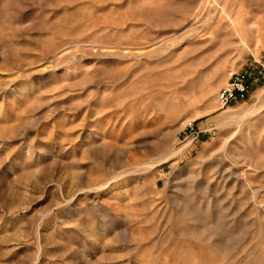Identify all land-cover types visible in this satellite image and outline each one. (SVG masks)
<instances>
[{"label":"rangeland","instance_id":"rangeland-1","mask_svg":"<svg viewBox=\"0 0 264 264\" xmlns=\"http://www.w3.org/2000/svg\"><path fill=\"white\" fill-rule=\"evenodd\" d=\"M0 264H264V0H0Z\"/></svg>","mask_w":264,"mask_h":264},{"label":"built area","instance_id":"built-area-1","mask_svg":"<svg viewBox=\"0 0 264 264\" xmlns=\"http://www.w3.org/2000/svg\"><path fill=\"white\" fill-rule=\"evenodd\" d=\"M250 86L251 80L247 72L233 73L227 84L217 94L219 107L224 108L235 100L244 99L250 90ZM189 128V133L195 134L192 125H189Z\"/></svg>","mask_w":264,"mask_h":264}]
</instances>
